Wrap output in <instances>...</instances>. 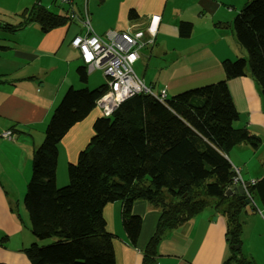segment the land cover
<instances>
[{"label": "trees", "instance_id": "16d2710c", "mask_svg": "<svg viewBox=\"0 0 264 264\" xmlns=\"http://www.w3.org/2000/svg\"><path fill=\"white\" fill-rule=\"evenodd\" d=\"M18 17L15 24L0 22V28L12 34L36 22L47 32L69 22L67 13H54L40 0ZM128 18H138L134 9ZM231 28L245 55L221 61L222 79L178 91L164 101L139 92L124 99L110 116L98 115L90 139L67 164L66 184L59 186L58 143L96 108L107 85L65 90L30 159L23 206L34 241L23 251L31 264H116L114 235L106 229L102 213L114 201L120 202L122 228L132 246L141 228L140 216L132 212L134 201L144 200L158 211L140 264H154L166 234L209 206L224 217L229 244L240 243L238 217L246 203L226 193L234 176L226 154L240 143L256 149L261 141L245 126H234L238 110L227 82L249 75L264 101V0H247ZM190 31L191 22H179L181 37ZM76 70L85 84L84 66ZM246 190L248 202L256 198L264 208V173ZM231 250L229 264H253L237 257L234 247Z\"/></svg>", "mask_w": 264, "mask_h": 264}, {"label": "crops", "instance_id": "0c3cea01", "mask_svg": "<svg viewBox=\"0 0 264 264\" xmlns=\"http://www.w3.org/2000/svg\"><path fill=\"white\" fill-rule=\"evenodd\" d=\"M246 1L72 0V7L77 13L86 8L90 26L99 35L107 29L120 30L127 25L144 27L150 15H160L154 45L142 50L147 51L145 57L148 60L156 56L153 63L162 66L158 72L163 73L159 88H165L166 95L170 96L188 87L222 79L221 61L245 55L235 41L231 23ZM67 9L68 6L64 9L65 14ZM130 9L136 11L137 19L128 18ZM180 21L191 22L188 37L179 35ZM20 30L15 39L0 44V133L10 129L16 134L15 140L0 138V166L5 164L4 160L11 162L25 155L24 163L29 167L32 150L42 139L44 125L65 90L70 86L91 87L87 85L90 81L88 73L85 84L79 81L76 67L83 66V63L78 50L70 45L72 37L83 32L77 21H69L47 32H42L36 22ZM101 74L102 77L92 86L105 83V76ZM140 78L150 88L156 84L154 81L147 85ZM227 85L238 113L246 119L243 126L261 141L264 138V101L259 87L249 75L229 79ZM236 101H239L240 108H237ZM98 115L100 113L95 108L68 130L58 143L57 166L76 160L78 151L92 135V124ZM259 145L253 150L248 144L240 143L226 154L244 180L259 178L264 173L262 165L254 170L251 159L242 156L250 149L256 152ZM262 159L260 156L258 161ZM259 171L262 174L254 177ZM4 199L0 191V203L3 204L0 210L6 203ZM132 212L141 218L135 246L129 243L122 228L120 202H109L102 210L106 229L114 235L116 264H140L141 251L158 218L157 209L144 200L134 201ZM1 224L0 221V228ZM15 231L16 228L7 229L9 235ZM11 235L6 244L0 245V264H31L23 248L34 241L32 234L19 240H12ZM231 249L226 238L224 217L218 211L205 208L166 234L158 244L154 264H229Z\"/></svg>", "mask_w": 264, "mask_h": 264}, {"label": "rangeland", "instance_id": "374dc122", "mask_svg": "<svg viewBox=\"0 0 264 264\" xmlns=\"http://www.w3.org/2000/svg\"><path fill=\"white\" fill-rule=\"evenodd\" d=\"M33 2L34 0H0V22H16L19 19L18 15L24 10V8H28ZM41 3L54 13H64V9L66 7V4L59 0H54V2L51 3L49 0H41ZM20 31L21 30H18L14 33V35H12L0 28V44L15 39L19 35ZM141 50L139 51L141 56L133 63V69L139 77L143 78L147 85H151L152 82L156 81L155 86L152 87L151 90L154 93H158L160 90L159 86L162 83L161 79L163 77V73L159 74L158 71L162 68V66L159 67L153 63V59L156 58V56L153 55V57L148 60L145 57L147 51L144 52V50ZM235 58L236 57L232 58V60ZM101 73L102 69H95L91 72H88L90 81L87 85L91 86L89 88L92 89L93 87L100 84L97 83L96 85L92 86V84H94L93 82L100 78V76L102 77ZM188 85H192V83H188ZM236 104L237 108H240L239 101H236ZM51 114L44 125V129L51 117ZM238 114L239 118L233 122L234 126L237 127L243 126V122L246 120L242 113ZM1 139L5 140V138ZM31 140H33L32 137ZM41 140L42 139L37 141L36 146L41 142ZM251 149L242 153V156L247 159H251V164L253 165L252 167H254V170L256 167H260V165L264 167V138L261 140L259 148L256 150V152L253 151L254 149ZM29 155L30 154L27 156ZM260 156H262L263 159L258 161ZM23 157L17 158L11 162L4 160L5 164L0 166V191L5 198L4 201H6L2 210H0V221L2 222L1 225H3L0 228V238L3 236L7 238L5 244L8 242L11 235H9L7 232V229L9 228H16V231L11 235L12 240H19L23 236H30L29 218L23 206V196L26 190L27 182L31 175V166H26ZM67 164L68 163L66 162V164L62 166L60 163L58 166H56V183L59 186L66 184L68 180ZM246 165L249 164L246 163ZM62 169L63 176H61ZM261 172L262 171H259L257 175L253 176L259 177L262 174ZM250 176L252 177V175H249V178H251ZM244 190L245 195L247 196V190ZM252 200L253 201H249L242 206V210L239 214L238 219L240 222V228L238 237L240 239V243L238 244V249L233 250V252L236 253L237 257L251 260L254 264H264V208L258 199L254 198ZM2 206L3 204L0 203V208ZM206 209L214 210L211 206ZM3 244L4 243L0 242V245Z\"/></svg>", "mask_w": 264, "mask_h": 264}, {"label": "built area", "instance_id": "2783aa9c", "mask_svg": "<svg viewBox=\"0 0 264 264\" xmlns=\"http://www.w3.org/2000/svg\"><path fill=\"white\" fill-rule=\"evenodd\" d=\"M59 1L68 6L69 21H77L83 27L81 34L72 37L70 45L78 50L85 71L88 73L102 69L105 76L107 89L95 101L100 115L110 116L124 99L139 92L149 93L159 101L166 99L164 88L154 93L133 69V63L139 58V51L150 48L155 43L160 15H150L144 27L127 25L120 30L107 29L99 35L93 32L85 7L77 13L72 7V0ZM0 138L15 140L16 134L7 129L0 133ZM241 184L246 189L244 183Z\"/></svg>", "mask_w": 264, "mask_h": 264}, {"label": "water", "instance_id": "95a60500", "mask_svg": "<svg viewBox=\"0 0 264 264\" xmlns=\"http://www.w3.org/2000/svg\"><path fill=\"white\" fill-rule=\"evenodd\" d=\"M227 195H235L239 200L248 202L247 196L245 195V190L241 184H234L226 190ZM214 219V218H213ZM230 239V236H227ZM235 249H238V245H234Z\"/></svg>", "mask_w": 264, "mask_h": 264}, {"label": "bare ground", "instance_id": "6f19581e", "mask_svg": "<svg viewBox=\"0 0 264 264\" xmlns=\"http://www.w3.org/2000/svg\"><path fill=\"white\" fill-rule=\"evenodd\" d=\"M233 170H234V176H233V184H241L242 182L244 183V185L247 187L250 183H253L255 182V179H250V180H244L240 173H239V170L236 168V167H233ZM236 179V180H235ZM242 185V184H241ZM229 247H234L233 245H230L229 244ZM235 249V248H234Z\"/></svg>", "mask_w": 264, "mask_h": 264}]
</instances>
